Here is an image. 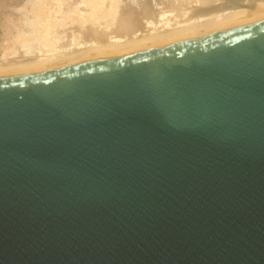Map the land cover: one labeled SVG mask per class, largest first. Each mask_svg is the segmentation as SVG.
<instances>
[{
  "label": "water",
  "instance_id": "95a60500",
  "mask_svg": "<svg viewBox=\"0 0 264 264\" xmlns=\"http://www.w3.org/2000/svg\"><path fill=\"white\" fill-rule=\"evenodd\" d=\"M0 264H264V20L0 79Z\"/></svg>",
  "mask_w": 264,
  "mask_h": 264
},
{
  "label": "bare ground",
  "instance_id": "6f19581e",
  "mask_svg": "<svg viewBox=\"0 0 264 264\" xmlns=\"http://www.w3.org/2000/svg\"><path fill=\"white\" fill-rule=\"evenodd\" d=\"M0 79L124 57L264 20V0H11Z\"/></svg>",
  "mask_w": 264,
  "mask_h": 264
},
{
  "label": "rangeland",
  "instance_id": "374dc122",
  "mask_svg": "<svg viewBox=\"0 0 264 264\" xmlns=\"http://www.w3.org/2000/svg\"><path fill=\"white\" fill-rule=\"evenodd\" d=\"M1 1V0H0ZM13 2H19L20 0H11ZM4 11H0V37L3 35V19H4Z\"/></svg>",
  "mask_w": 264,
  "mask_h": 264
}]
</instances>
